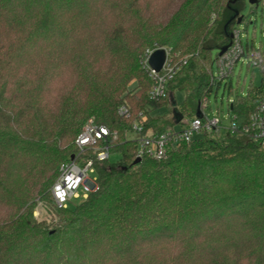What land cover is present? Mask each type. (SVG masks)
I'll use <instances>...</instances> for the list:
<instances>
[{
	"label": "trees",
	"instance_id": "16d2710c",
	"mask_svg": "<svg viewBox=\"0 0 264 264\" xmlns=\"http://www.w3.org/2000/svg\"><path fill=\"white\" fill-rule=\"evenodd\" d=\"M242 8L243 0H0V264H264L263 145L211 131L136 163L129 138L135 122L159 135L197 116ZM153 45L186 59L159 101L140 63ZM260 92L236 95L235 110L251 113ZM122 104L130 117L119 115ZM170 104V116L154 114ZM90 118L116 132L109 144L119 158L95 161L98 188L58 208L52 185ZM39 202L59 220H35Z\"/></svg>",
	"mask_w": 264,
	"mask_h": 264
},
{
	"label": "built area",
	"instance_id": "2783aa9c",
	"mask_svg": "<svg viewBox=\"0 0 264 264\" xmlns=\"http://www.w3.org/2000/svg\"><path fill=\"white\" fill-rule=\"evenodd\" d=\"M157 49H164L166 52V58L160 70H156L150 64L151 55ZM245 60L247 65L258 66L262 73L261 92L251 113L240 112V107L235 110L234 98L228 101V125H223L220 117L208 116L204 112L207 102L201 106V116L183 119L181 129L173 128L159 135H154L151 131L143 134L142 122H135L132 127L137 141V158L142 159L147 156L162 159L166 157L171 148L177 147L182 142H191L204 132L211 131L225 130L231 133H241L264 146V46L260 45L256 48L252 43L250 44L248 39L244 43L241 31L235 27L232 30L231 43L227 50L217 56L216 70H213L210 82L213 88L219 87L225 79L232 75L235 65L239 61L243 64ZM140 63L152 83L148 96L152 100L159 101L167 97V84L186 63V59L178 60V54L174 53L171 48L153 45L142 52ZM238 94L237 91L235 95ZM118 113L125 118L131 115L130 108L125 104L120 105ZM115 133L107 126L97 124L93 119L84 125L75 140L78 152L60 166L59 175L52 185L51 194L56 207L67 208L70 201L84 199L98 188L94 162L110 159L109 140ZM88 153L91 156H87ZM39 207L44 209L46 205L40 202ZM35 211L34 215L37 216L38 212Z\"/></svg>",
	"mask_w": 264,
	"mask_h": 264
},
{
	"label": "rangeland",
	"instance_id": "374dc122",
	"mask_svg": "<svg viewBox=\"0 0 264 264\" xmlns=\"http://www.w3.org/2000/svg\"><path fill=\"white\" fill-rule=\"evenodd\" d=\"M240 16L243 17L241 23L236 24V28L241 31V37L244 43L249 40L250 44L252 43L256 48L260 45L264 46V0H258L257 3H250L249 0H243V8L240 11ZM213 60L217 56V49H213ZM245 59V58H244ZM216 70V65L214 66V71ZM262 81V73L258 66L247 65V61L242 64L239 61L235 67L232 75L225 79L219 87H214L211 95L207 101V107L204 109V112L208 116H218L222 120L223 125H228L229 119V109L228 101L229 99H234L236 97L235 93L238 91L240 96H246L250 86H259ZM184 98V93L180 91L175 92V99L177 102H181ZM171 104L164 106L163 108L154 112V114H165L167 116L171 115L172 110ZM93 119L90 118L88 122ZM87 122V123H88ZM86 123V124H87ZM85 124V125H86ZM183 124H176L175 129H181ZM222 134L226 133L225 130L221 131ZM136 135L130 133L129 138L135 139ZM119 158V154H112L110 159L111 161H116ZM82 201L80 199H74L69 202V206H73ZM40 203V202H39ZM39 203L36 206V211L38 215H34L35 220L38 222H44L48 225L55 223L59 220L57 212L51 204L48 205L52 209L45 207L40 208ZM42 203V202H41ZM35 211V212H36Z\"/></svg>",
	"mask_w": 264,
	"mask_h": 264
},
{
	"label": "water",
	"instance_id": "95a60500",
	"mask_svg": "<svg viewBox=\"0 0 264 264\" xmlns=\"http://www.w3.org/2000/svg\"><path fill=\"white\" fill-rule=\"evenodd\" d=\"M250 3L254 4V3H257L258 0H249ZM239 12L236 11L235 14L233 15V19L236 18L238 16ZM243 20V17L242 16H239L237 18V24L241 23ZM229 45L223 47L220 49V54H222L223 52H225L227 50ZM165 58H166V52L164 49H157L156 51H154V53L151 55V58H150V64L152 65V67H154L156 70H160L164 64V61H165ZM171 104L172 106L174 107V110H173V113H174V117H175V120H176V123H179L182 118H183V115L178 111V109L176 108V100L173 98L171 100ZM202 115V111H201V105H199L198 107V110H197V116H201ZM74 156L72 155V158ZM141 161V158H137L136 159V163L140 162Z\"/></svg>",
	"mask_w": 264,
	"mask_h": 264
}]
</instances>
